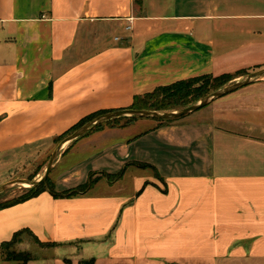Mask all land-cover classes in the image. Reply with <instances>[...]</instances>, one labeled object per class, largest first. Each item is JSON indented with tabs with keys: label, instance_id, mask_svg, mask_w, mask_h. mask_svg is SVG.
I'll return each mask as SVG.
<instances>
[{
	"label": "crops",
	"instance_id": "0c3cea01",
	"mask_svg": "<svg viewBox=\"0 0 264 264\" xmlns=\"http://www.w3.org/2000/svg\"><path fill=\"white\" fill-rule=\"evenodd\" d=\"M262 68L264 0H0V167L159 86ZM56 166L59 193L123 174L0 209V264L22 230L50 244L26 264H264V77L171 123L107 124Z\"/></svg>",
	"mask_w": 264,
	"mask_h": 264
},
{
	"label": "trees",
	"instance_id": "16d2710c",
	"mask_svg": "<svg viewBox=\"0 0 264 264\" xmlns=\"http://www.w3.org/2000/svg\"><path fill=\"white\" fill-rule=\"evenodd\" d=\"M246 71H237L236 73H224L221 75H201L196 77H191L184 80H179L169 85H162L152 92L145 93L142 95H136L134 98V102L130 108L135 109H153V110H174L186 107L208 95L209 93L225 86L234 78L244 75ZM111 110H100L98 112L87 115L82 118L77 124H75L71 129L65 132L62 135H59L54 138V142L59 143L63 140L67 135L71 134L81 125L86 123L87 121L93 119L94 117L103 114L105 112H109ZM182 118V117H181ZM139 118H118L111 121H108L104 124H100L96 126L93 130H99L103 128L105 125H118V124H128L132 121H135ZM180 119V118H178ZM178 119H169V120H155L158 125L171 123ZM88 132L87 134H89ZM86 134V135H87ZM85 136V135H84ZM142 166H152L144 163H139ZM153 167V166H152ZM154 168V167H153ZM122 172L118 174H109L106 172H91L88 178V181L80 185L74 189L67 190L64 192H57L55 190L54 183L51 178L48 179L47 183H42L37 187L26 188L23 193L16 198L6 201H0V209L15 205L17 203L23 202L30 198H33L40 194L43 191H50L55 197L59 196H72L77 194H84L89 191L93 186L102 178L107 177L109 181L117 180L122 176ZM2 194V193H0ZM23 234H28L33 237V239L40 244L41 246H49L50 244L42 243L37 239L29 230H22L16 233L13 239L9 242H6L1 245V249L9 248L13 243L19 241V238ZM7 260L16 261L18 264H26L29 260L33 258L32 254L29 251L15 252L8 251L6 255ZM93 261L86 262L85 264H93Z\"/></svg>",
	"mask_w": 264,
	"mask_h": 264
},
{
	"label": "water",
	"instance_id": "95a60500",
	"mask_svg": "<svg viewBox=\"0 0 264 264\" xmlns=\"http://www.w3.org/2000/svg\"><path fill=\"white\" fill-rule=\"evenodd\" d=\"M262 77H264V68L245 74L242 77L230 82L229 84H226L225 86L209 93L208 95L199 99L195 103L179 109L153 110L126 108L100 114L81 125L79 128H77L71 134L67 135L63 140L58 143V145L51 154V157L43 174L39 178H17L7 181L0 185V193H3L15 187L33 188L39 186L42 183H47L52 170L56 166L59 158H61V156L63 155L64 151L71 144H73L75 141L86 135L88 132H90L100 124H104L108 121L118 118H144L153 120L178 119L192 114L234 91H237L245 86L251 85L259 81Z\"/></svg>",
	"mask_w": 264,
	"mask_h": 264
},
{
	"label": "rangeland",
	"instance_id": "374dc122",
	"mask_svg": "<svg viewBox=\"0 0 264 264\" xmlns=\"http://www.w3.org/2000/svg\"><path fill=\"white\" fill-rule=\"evenodd\" d=\"M81 54V53H80ZM80 54H77L75 57L78 58ZM232 82V81H230ZM229 82V83H230ZM228 83V84H229ZM58 145L57 142H47L40 144L33 149L30 150H25L19 154H16L14 156H10V158L5 159L6 164H2L3 166L0 167V181H4L3 183L17 179V178H27V179H36L39 178L47 164L48 161L51 157L52 152ZM58 166H55L54 169L52 170L49 178H53L55 173L58 171ZM2 184V183H1ZM26 189L25 187H15L10 190H7L0 194V201H6V200H11L13 198L18 197L21 195ZM27 243L30 245H35L32 250L38 249L36 247V243L33 239L28 234H23L20 236L19 241L13 243L9 248H3L2 250V257L5 258L7 257L6 255L8 254V251H15V252H22V251H28L25 247ZM25 246V247H24ZM40 246V245H37ZM42 247V246H40ZM43 247H49V246H43ZM235 246L230 247V250L235 249ZM41 250V249H40ZM67 248H58L54 250H49V251H42L38 252L39 254H44L48 253L49 256L53 253L56 254H62L64 251H66ZM31 254V250L29 251ZM33 255V254H32ZM11 264H16V263H11Z\"/></svg>",
	"mask_w": 264,
	"mask_h": 264
}]
</instances>
